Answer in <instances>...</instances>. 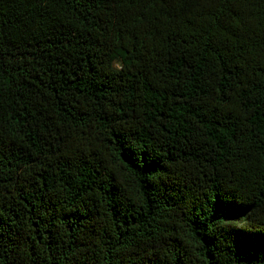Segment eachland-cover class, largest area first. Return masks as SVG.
<instances>
[{
  "label": "trees",
  "instance_id": "16d2710c",
  "mask_svg": "<svg viewBox=\"0 0 264 264\" xmlns=\"http://www.w3.org/2000/svg\"><path fill=\"white\" fill-rule=\"evenodd\" d=\"M0 264H264V0H0Z\"/></svg>",
  "mask_w": 264,
  "mask_h": 264
}]
</instances>
